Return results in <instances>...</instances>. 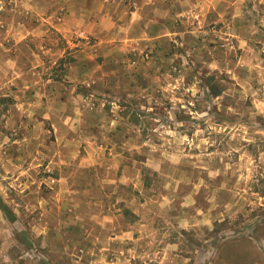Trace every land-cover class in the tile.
<instances>
[{
  "label": "rangeland",
  "instance_id": "rangeland-1",
  "mask_svg": "<svg viewBox=\"0 0 264 264\" xmlns=\"http://www.w3.org/2000/svg\"><path fill=\"white\" fill-rule=\"evenodd\" d=\"M261 21L0 0V264H264Z\"/></svg>",
  "mask_w": 264,
  "mask_h": 264
},
{
  "label": "clouds",
  "instance_id": "clouds-1",
  "mask_svg": "<svg viewBox=\"0 0 264 264\" xmlns=\"http://www.w3.org/2000/svg\"><path fill=\"white\" fill-rule=\"evenodd\" d=\"M261 3H264V0H261ZM187 6V5H186ZM197 7H199V5H197ZM213 8V10H215V4L214 3H209V4H206L203 8H202V14L204 11H206L208 8ZM136 19H138V17L136 16V14L134 13L133 14V20L135 21ZM262 25H264V21H261ZM264 107V106H262ZM199 215V213H198Z\"/></svg>",
  "mask_w": 264,
  "mask_h": 264
},
{
  "label": "trees",
  "instance_id": "trees-1",
  "mask_svg": "<svg viewBox=\"0 0 264 264\" xmlns=\"http://www.w3.org/2000/svg\"><path fill=\"white\" fill-rule=\"evenodd\" d=\"M0 208L2 210H4V211H8L7 207L3 203H1V202H0Z\"/></svg>",
  "mask_w": 264,
  "mask_h": 264
}]
</instances>
